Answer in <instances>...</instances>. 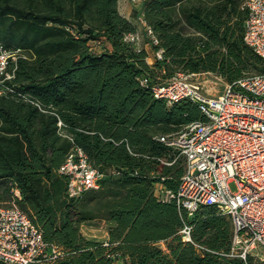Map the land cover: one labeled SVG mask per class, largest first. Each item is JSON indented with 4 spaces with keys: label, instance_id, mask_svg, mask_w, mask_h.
I'll use <instances>...</instances> for the list:
<instances>
[{
    "label": "trees",
    "instance_id": "16d2710c",
    "mask_svg": "<svg viewBox=\"0 0 264 264\" xmlns=\"http://www.w3.org/2000/svg\"><path fill=\"white\" fill-rule=\"evenodd\" d=\"M118 1L0 0V46L20 50L8 66L13 76L0 83V206L16 198L62 251L33 264H250L249 255H228L232 221L215 205L188 217L154 194L157 184L176 190L184 171L160 137L204 118L197 103L168 106L151 88L177 71L215 73L228 84L264 72L243 39V0H143L154 49L163 50L153 64L124 41L140 22ZM101 38L110 48L93 51ZM144 77L151 82L142 85ZM73 147L103 174L99 188L76 198L59 172ZM96 220L106 221V241L81 233ZM184 224L192 242L179 234Z\"/></svg>",
    "mask_w": 264,
    "mask_h": 264
},
{
    "label": "built area",
    "instance_id": "2783aa9c",
    "mask_svg": "<svg viewBox=\"0 0 264 264\" xmlns=\"http://www.w3.org/2000/svg\"><path fill=\"white\" fill-rule=\"evenodd\" d=\"M131 2L137 4L138 0ZM241 7L247 12L244 42L264 59V0H243ZM138 21L142 31L126 34L124 41L141 50L147 39L153 49L152 58L161 60L163 50L154 49L159 43L156 35L142 15ZM18 52L19 49L0 46V83L13 76L8 66ZM200 74L177 71L151 85L154 96L168 106L185 99L197 103L204 118L160 137L183 157L184 171L176 190L157 184L154 194L163 201L174 202L188 217L203 205H215L232 221L228 255L245 260L254 248H264V72L227 83L219 94L208 92L195 79ZM150 82L148 77L140 80L142 85ZM59 172L67 177L70 198L99 188L103 177L80 147L69 151ZM231 182L236 183V192L231 190ZM15 196H19L17 190ZM191 229L189 224L180 228L183 241L192 242ZM61 254L58 246L44 241L16 198L0 206V262L50 263Z\"/></svg>",
    "mask_w": 264,
    "mask_h": 264
},
{
    "label": "rangeland",
    "instance_id": "374dc122",
    "mask_svg": "<svg viewBox=\"0 0 264 264\" xmlns=\"http://www.w3.org/2000/svg\"><path fill=\"white\" fill-rule=\"evenodd\" d=\"M95 40H92L90 42L91 47L96 50H100L103 48H106L105 42L99 41L98 43H94ZM195 79L199 82H201L204 86V88L213 94H219L223 91L225 86L227 85V82L219 75L211 72H201L200 75L196 76ZM231 190L233 192H236L238 190L236 183L231 182L229 184ZM86 226L89 229L95 230L99 234V237L102 238L103 233L105 232V226L101 221H93L90 223H86ZM83 234V232L81 231ZM254 254V255H252ZM256 254V255H255ZM251 257L250 264H264V260L260 258H264V248L263 247H256L252 250L251 254L249 255Z\"/></svg>",
    "mask_w": 264,
    "mask_h": 264
},
{
    "label": "crops",
    "instance_id": "0c3cea01",
    "mask_svg": "<svg viewBox=\"0 0 264 264\" xmlns=\"http://www.w3.org/2000/svg\"><path fill=\"white\" fill-rule=\"evenodd\" d=\"M142 7H143V0H138L137 4H133L131 2V0H119L118 1V9H119V12L124 15L126 18H128L129 20H132L134 22L138 21V19H136V16H141V11H142ZM137 17V18H138ZM137 23V22H136ZM137 30L138 31H142L143 27H142V24L141 23H137ZM101 42H105L106 44V47L107 48H110V44L108 42H106L104 40V38H101V40H99ZM95 44L98 43V42H94ZM143 48L145 49L146 53H147V62L149 64H153L156 60H154L152 58V52H153V49H152V46L151 44L147 41V39L144 40L143 42ZM96 49V48H95ZM104 49V48H103ZM103 49H100V50H96V52H99ZM96 221H101L104 226H105V232L103 233L102 235V238H98V239H94V238H90L88 236H86L84 233L83 235L85 236V238H87L88 240H94V241H106L108 239V231H107V224H106V221L104 220H96ZM95 222V221H94ZM83 228H86L88 230H90L91 232H95V230L93 229H89L86 224H83L81 225V231L83 232ZM159 245L164 249L165 248V244L163 242H160ZM254 255V254H252ZM256 255V254H255ZM262 260H264V258H260Z\"/></svg>",
    "mask_w": 264,
    "mask_h": 264
},
{
    "label": "bare ground",
    "instance_id": "6f19581e",
    "mask_svg": "<svg viewBox=\"0 0 264 264\" xmlns=\"http://www.w3.org/2000/svg\"><path fill=\"white\" fill-rule=\"evenodd\" d=\"M83 233L90 237V238H94V239H98L100 238L99 237V234L97 232H91L90 230L86 229V228H83Z\"/></svg>",
    "mask_w": 264,
    "mask_h": 264
}]
</instances>
